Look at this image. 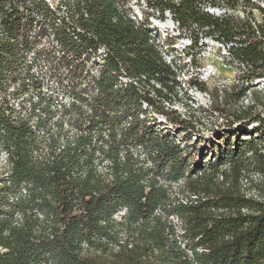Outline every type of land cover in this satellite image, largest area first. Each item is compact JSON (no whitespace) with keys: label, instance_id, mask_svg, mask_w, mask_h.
<instances>
[{"label":"trees","instance_id":"1","mask_svg":"<svg viewBox=\"0 0 264 264\" xmlns=\"http://www.w3.org/2000/svg\"><path fill=\"white\" fill-rule=\"evenodd\" d=\"M132 2L0 0V264H264V198L238 188L264 175V6L146 0L139 20ZM166 14L236 73L193 84L209 107L174 108Z\"/></svg>","mask_w":264,"mask_h":264},{"label":"rangeland","instance_id":"2","mask_svg":"<svg viewBox=\"0 0 264 264\" xmlns=\"http://www.w3.org/2000/svg\"><path fill=\"white\" fill-rule=\"evenodd\" d=\"M46 1L50 6L56 7L60 0ZM145 1L146 0H133L132 2L133 12L139 20L142 18L144 19L142 10L139 5L144 7ZM252 1L256 4L264 6V0ZM211 12L217 15L220 13V11L218 10H211ZM149 22L152 25V29L159 33L162 36L163 40L171 37L177 38L174 39L175 45L173 46V48L183 58L180 63V82H182V87L184 88V91L187 92L188 97H183L182 102L175 105L174 108L178 109L180 113L185 112L187 104L193 108H197L198 106L209 107L211 104L210 96L208 94L200 92L198 89L193 87V84L203 83L206 84L211 91H214L217 88L232 86L235 83L236 73L234 70L225 65L223 57L226 52L220 45L210 40H203L200 41L197 47L189 49L188 45H190L191 40H189L188 37L184 36L178 37L179 33L177 30V24L174 23L170 14H166L163 21L159 20L158 18H150ZM209 122L212 124H217L219 126L223 123V120L217 117L211 119L210 121L204 120V130L206 128H210L211 124ZM207 130L208 129H206L205 131L207 132ZM169 131L177 134L171 128ZM243 138L248 139L249 137ZM207 139L211 143L213 140V135L211 133H207L205 139L202 140L201 144L198 145L199 151L201 152L202 156L201 158H197V163L201 165H205L206 161L210 157V149H208L207 152L203 150L204 144ZM213 142L215 141L213 140ZM5 165V156L0 152V171L4 169ZM224 170H227L229 173L228 183L226 184L234 186V181L231 176V170L229 169V167H225ZM247 173L248 174L244 175L241 183L239 182V190L241 189V191H243L247 196L263 199L264 180L258 178L256 174H251L250 172ZM220 180L221 178L219 179V181L216 180L213 183V188L225 186Z\"/></svg>","mask_w":264,"mask_h":264},{"label":"built area","instance_id":"3","mask_svg":"<svg viewBox=\"0 0 264 264\" xmlns=\"http://www.w3.org/2000/svg\"><path fill=\"white\" fill-rule=\"evenodd\" d=\"M256 176L260 179H263L264 180V175H259V174H256Z\"/></svg>","mask_w":264,"mask_h":264}]
</instances>
